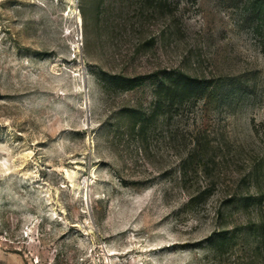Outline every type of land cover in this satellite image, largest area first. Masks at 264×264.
Masks as SVG:
<instances>
[{
  "label": "rangeland",
  "instance_id": "obj_1",
  "mask_svg": "<svg viewBox=\"0 0 264 264\" xmlns=\"http://www.w3.org/2000/svg\"><path fill=\"white\" fill-rule=\"evenodd\" d=\"M163 70L250 88L152 115ZM250 194L264 0H0V264H264Z\"/></svg>",
  "mask_w": 264,
  "mask_h": 264
},
{
  "label": "trees",
  "instance_id": "obj_2",
  "mask_svg": "<svg viewBox=\"0 0 264 264\" xmlns=\"http://www.w3.org/2000/svg\"><path fill=\"white\" fill-rule=\"evenodd\" d=\"M159 80L156 82L155 105L152 115L181 109L192 101H199L216 96L226 101H233L237 95H246L250 85L244 86V81L234 79L229 83L224 78L194 77L181 70H163L154 73ZM143 78H141L142 80ZM123 88L136 87L135 81L140 78H121ZM240 99V98H239ZM204 194V193H201ZM246 206L263 205L264 197H255L250 194L245 198Z\"/></svg>",
  "mask_w": 264,
  "mask_h": 264
}]
</instances>
